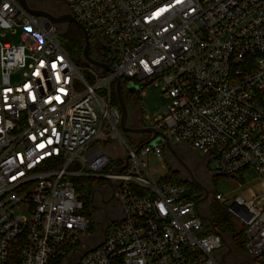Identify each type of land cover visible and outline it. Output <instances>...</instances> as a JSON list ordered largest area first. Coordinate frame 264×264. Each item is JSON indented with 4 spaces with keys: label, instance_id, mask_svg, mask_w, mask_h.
I'll return each mask as SVG.
<instances>
[{
    "label": "built area",
    "instance_id": "2783aa9c",
    "mask_svg": "<svg viewBox=\"0 0 264 264\" xmlns=\"http://www.w3.org/2000/svg\"><path fill=\"white\" fill-rule=\"evenodd\" d=\"M60 1L111 71L77 66L48 18L0 0V32L25 30L20 44L0 41V264H220L221 237L206 234L188 189L150 173L164 141L135 149L121 137L116 80L161 84L168 104L144 127L190 145L221 175H258L257 194L235 196L229 211L244 255L264 259V0ZM95 139L112 143L89 146ZM116 146L122 166L102 175L120 159L109 157ZM75 161L87 172H68ZM77 176L108 181L123 213L97 247L84 245L91 219Z\"/></svg>",
    "mask_w": 264,
    "mask_h": 264
},
{
    "label": "rangeland",
    "instance_id": "374dc122",
    "mask_svg": "<svg viewBox=\"0 0 264 264\" xmlns=\"http://www.w3.org/2000/svg\"><path fill=\"white\" fill-rule=\"evenodd\" d=\"M29 7L31 8H45L46 10L51 9V11H55L57 13L67 12V8L65 4L60 0H27ZM58 38L63 47V49L69 54L70 58L74 61V56L70 50L72 38L74 35V28L71 25H58ZM25 34V30L23 29H15L14 31L9 32H0V41L1 42H10L12 44H20L22 41V37ZM92 54L93 51L91 50ZM75 62V61H74ZM77 66L81 64L75 63ZM19 79V75H13L12 80L15 81ZM135 87L143 86L141 90L136 91L133 95L131 100L129 101L128 106L130 107V111H132L139 119V122H143L147 124L148 122H144L143 118L147 115L151 120L161 114L166 109L168 101L163 98L161 93V84L158 83L157 85L152 83H148L147 81H136ZM77 92L82 91V87H78ZM144 94L143 96L141 94ZM127 106V107H128ZM109 131L107 129H103V133L107 134ZM121 137L125 141V143L134 148L133 138L130 137L128 134L124 132H120ZM112 143V140L108 139L106 142H102L99 139L92 140L89 143V146H93L98 144L100 147L104 148ZM182 145H187L189 148V152L192 154H197L199 158L205 159L207 164V170L210 175H212V181L209 183V188L212 193V199L210 203L202 202L198 205L199 210L206 214L207 210L210 207V204L215 203L218 207L221 208L222 211L227 212L230 220L232 221L235 230L240 231L241 225L239 224L238 218L235 214L229 211V207L233 201L235 196H246L250 193V189L256 188L260 183L261 180L258 175L253 170H247L243 174L234 175L231 177L224 176L216 172L214 163L212 161L206 160L205 156L200 152L196 151L188 144H181V145H172L174 147H181ZM123 150L120 146H116L115 150H110L109 157L112 159L113 157H120V159L116 162L112 161L111 165L102 171L103 174L107 173H115L122 166V157ZM148 167L150 170L151 175L155 179H165L168 181L175 180L173 177L169 176V167L170 165L173 167V163L171 158L169 157L166 151L163 152L162 160H158L153 155H149L148 157ZM68 172L72 173H79L84 174L87 171L83 169L82 164L78 161H75L68 167ZM75 178H88V177H75ZM74 178V179H75ZM100 182L97 183L95 191L96 196L94 198L93 206L101 205L102 202L100 200L99 193H102L104 197H107L110 193V187L108 181L96 178ZM170 183V182H168ZM220 194L224 198V202H220L219 200H213L214 195ZM208 208V209H207ZM101 213L97 210H94L90 219H91V230L87 233L84 237V245L86 248H92L102 240V235L99 232V224L98 221L100 219ZM123 217V213L120 210V215L118 217L114 216L111 220H109L105 225V231H108L111 227L112 223H116L120 221ZM239 259H243L242 255L233 251L232 256L226 259L227 264H238ZM76 262V261H75ZM256 264H264V259L260 258Z\"/></svg>",
    "mask_w": 264,
    "mask_h": 264
},
{
    "label": "water",
    "instance_id": "95a60500",
    "mask_svg": "<svg viewBox=\"0 0 264 264\" xmlns=\"http://www.w3.org/2000/svg\"><path fill=\"white\" fill-rule=\"evenodd\" d=\"M18 3L23 9L28 11L30 14L34 16H39V17H46L56 26L62 25V24L74 25L80 31L83 37L84 47H83L82 54H81L82 62L87 63L91 67L99 69L100 73L111 71L110 68L106 64L98 60H95L90 56V41H89L88 35L86 34L83 26L79 24L70 14H68L67 12H62L58 15H54L51 12L45 11L43 9H32L29 7L27 0H18ZM128 87L130 88L133 87L130 90L132 93H135L136 91L141 90L143 88V86L135 87L134 84H130V83L128 84ZM114 92L117 98L118 109L120 112V121H119L120 131L128 134L129 136H133V137L140 136V135H150V138L145 142V144H149V143L156 144L161 141H164V150L169 155H171L176 160L178 165L188 174L189 181L193 183L195 186L199 187L204 193L207 192L206 189L203 188L202 185L196 180L189 166L182 160V158L178 154V147L172 146L171 143L168 141V139L162 132L155 130L151 127H135L134 128L130 126L129 119H128L127 105L122 95V81L121 80H116L115 85H114ZM94 193L91 196L92 202L94 198ZM206 198H207V194L199 198L196 201V203L200 204L204 202ZM101 202L105 203V201L103 200V196L101 198ZM93 207H94V210H97V211L99 210L98 207L96 206H93ZM206 212H207L206 214L200 216L201 219L208 224L210 231L216 235H219L222 240L223 251L220 254H218L217 260L220 264H227L226 259L232 256L233 249L231 245L229 244V242L227 241V239L215 229V226L211 218L209 217L208 210ZM104 221H102L99 224L100 225L99 231L102 236L104 235ZM98 245H100V243L95 245V247H97ZM89 251L90 249H82L81 253L85 254V253H88ZM238 264H255V263L250 259H242Z\"/></svg>",
    "mask_w": 264,
    "mask_h": 264
},
{
    "label": "trees",
    "instance_id": "16d2710c",
    "mask_svg": "<svg viewBox=\"0 0 264 264\" xmlns=\"http://www.w3.org/2000/svg\"><path fill=\"white\" fill-rule=\"evenodd\" d=\"M84 47L83 37L80 33V31L76 28H74V35L71 42L70 50L74 56L75 63L82 64V50ZM90 55H92L90 51ZM128 82V81H125ZM134 82V81H132ZM111 103L114 107L118 108L117 98L114 92V88H111ZM144 123L140 122L139 127H144ZM133 138L134 148L138 149L142 145L145 144V142L150 138V135H140V136H130ZM165 151V150H164ZM169 176L173 177L175 180L168 181L165 179H162V182H170L172 184H177L180 186H185L188 191L190 192V199L197 201L200 197V190L197 186H195L190 181L182 178L180 173L178 171L173 170L169 167ZM100 182L96 178H75L72 180L73 186L75 188V191L77 195L80 197V199L83 202V210L81 211L82 214L91 217L94 207L93 202L91 201V196L95 192V188L97 183ZM209 217L211 218L215 229L220 232L229 242L231 245L233 251L238 253L239 255H242L243 259H249L244 255V244H245V238L243 234V229L240 231H236L235 227L230 220L227 212L222 211L220 207H218L215 203L210 204V207L208 209ZM91 230V228H90ZM211 233L210 229L206 230V234ZM21 251V247L19 245L15 244V247L11 250V253L13 255L19 256V253ZM255 264L258 262L257 258L251 259Z\"/></svg>",
    "mask_w": 264,
    "mask_h": 264
},
{
    "label": "flooded vegetation",
    "instance_id": "af4514ba",
    "mask_svg": "<svg viewBox=\"0 0 264 264\" xmlns=\"http://www.w3.org/2000/svg\"><path fill=\"white\" fill-rule=\"evenodd\" d=\"M35 9H43L45 11H49L54 15H58L60 14L55 12V11H51V9L46 10L45 8H35ZM73 28H76L74 25H71ZM77 29V28H76ZM135 84L134 82H125L122 81V95L124 98V101L126 102V105L128 106L129 101L132 98V95L134 93H132L130 90L133 87H128V84ZM128 109V119H129V124L131 127H139L140 126V122L138 117L136 116V114H134L132 111H130V107H127ZM189 148L187 147V145H182L181 147H178V154L180 155V157L182 158V160L189 166L192 174L194 175V177L196 178V180L202 185L203 188L206 189L207 192H203L199 187L200 190V194L201 197H203L204 195L207 194V198L205 199L204 202H208L210 203L211 201V197H212V193L210 191L209 188V183L212 181V175H210L208 173L207 170V164L205 159H200L199 156L197 154H192L191 152H189ZM169 155V154H168ZM169 157L172 160V165L173 167L170 165V168H172L175 171H178L180 173V175L182 176V178L186 179L189 181V177L188 174L178 165V163L176 162V160L169 155ZM96 192L94 193V198L96 196ZM99 193L100 200L103 196L102 193ZM200 197V198H201ZM103 200L105 201V203H102L101 205H97L96 207L99 208L98 212L101 213L100 219L98 221V224H100L102 221H104V230H105V225L106 223L112 219V217L116 216L118 217L120 215V210L121 208L119 207V205L117 204V202L115 201L112 192L110 191L109 195L107 197L103 196ZM208 209V208H207ZM99 229H100V225H99ZM242 259H239L238 263L241 261Z\"/></svg>",
    "mask_w": 264,
    "mask_h": 264
},
{
    "label": "crops",
    "instance_id": "0c3cea01",
    "mask_svg": "<svg viewBox=\"0 0 264 264\" xmlns=\"http://www.w3.org/2000/svg\"><path fill=\"white\" fill-rule=\"evenodd\" d=\"M261 189V183L254 189H250V193L248 194L249 196L257 194V192Z\"/></svg>",
    "mask_w": 264,
    "mask_h": 264
}]
</instances>
